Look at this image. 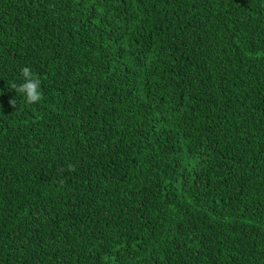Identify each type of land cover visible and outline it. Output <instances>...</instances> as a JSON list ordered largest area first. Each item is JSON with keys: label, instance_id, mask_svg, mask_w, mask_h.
Segmentation results:
<instances>
[{"label": "trees", "instance_id": "trees-1", "mask_svg": "<svg viewBox=\"0 0 264 264\" xmlns=\"http://www.w3.org/2000/svg\"><path fill=\"white\" fill-rule=\"evenodd\" d=\"M0 264H264V0H0Z\"/></svg>", "mask_w": 264, "mask_h": 264}, {"label": "clouds", "instance_id": "clouds-1", "mask_svg": "<svg viewBox=\"0 0 264 264\" xmlns=\"http://www.w3.org/2000/svg\"><path fill=\"white\" fill-rule=\"evenodd\" d=\"M21 76L23 78V83L19 85L12 83L10 87L22 94L27 104L32 105L39 103L43 98L40 78L33 73L30 67H23L21 69ZM14 102L15 99L10 101L12 105H14Z\"/></svg>", "mask_w": 264, "mask_h": 264}]
</instances>
